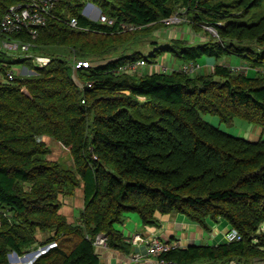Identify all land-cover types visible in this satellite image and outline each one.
<instances>
[{
    "label": "trees",
    "instance_id": "obj_1",
    "mask_svg": "<svg viewBox=\"0 0 264 264\" xmlns=\"http://www.w3.org/2000/svg\"><path fill=\"white\" fill-rule=\"evenodd\" d=\"M17 2L0 0V23ZM87 4L113 24L84 16ZM261 6L262 16L249 23V11ZM180 10L181 27L207 40H158L156 33L171 29L162 21ZM52 16L30 57L0 52V264H10L13 252L22 257L45 246L32 264H101L98 235L108 250L127 255L115 229L127 214L145 226L181 215L204 231L208 221L223 220L241 238L163 256L176 264H264V140L232 136L204 119L227 127L238 119L264 131V0H58ZM9 38L30 42L24 32ZM164 55L183 64L236 56L244 72L219 64L206 75L114 72L135 61L159 67ZM31 56L49 63L40 68ZM73 58L88 68L74 73ZM15 64L33 73L18 76ZM46 137L70 166L47 159ZM77 189L83 205L70 224L61 198Z\"/></svg>",
    "mask_w": 264,
    "mask_h": 264
},
{
    "label": "built area",
    "instance_id": "obj_2",
    "mask_svg": "<svg viewBox=\"0 0 264 264\" xmlns=\"http://www.w3.org/2000/svg\"><path fill=\"white\" fill-rule=\"evenodd\" d=\"M18 2L12 6H10L4 15L3 19L0 23V52L7 53H16L22 55V57H30L27 56L26 53L33 46V42L38 37L39 29L43 28L48 19L53 18L52 13L56 9L58 0H17ZM96 9H91L90 7L86 8L85 15L89 19L96 17L95 21H99L102 24L112 25L113 21L101 15L100 13H96ZM94 12V14H92ZM182 10L171 15L167 19L162 21V24L166 27L178 28L181 27L183 23L186 22L184 17L182 16ZM67 24L69 27L76 29L78 24L75 18H68ZM125 30H132V27H123ZM204 33L208 34L211 37H217L216 31L213 27L204 26L202 27ZM24 32L28 37L30 42H23L21 39H10L9 37L15 33ZM31 58L34 59V62L38 65V67H44L49 63V59L46 57L34 56ZM72 68L74 73L78 69L88 68L89 63L86 61H77L73 58L72 60ZM158 67V66H156ZM200 67L195 63H186L181 65L178 69L179 72L192 76ZM207 68V67H206ZM213 66L210 67V73L213 72ZM146 69V63L144 61H135L131 63H127L119 66L114 72L116 74H124V75H138L143 76L144 70ZM236 71H243L241 68H231ZM159 71L169 72L172 71L169 65H160ZM175 70V69H174ZM7 81L11 82L13 80L12 72L7 73L6 75ZM2 81V78H0ZM80 87H90L91 84L86 83L82 85L79 83ZM133 240L135 242H139L145 246L144 252H133L128 257L129 264H176L174 261L166 260L163 256L171 250L178 249V244L176 242H166L163 243L157 238L144 241L138 236H134ZM241 240L238 233L230 229L224 235L225 243H234L239 242ZM94 245L97 247H105L106 245V236L98 235L95 239Z\"/></svg>",
    "mask_w": 264,
    "mask_h": 264
},
{
    "label": "crops",
    "instance_id": "obj_3",
    "mask_svg": "<svg viewBox=\"0 0 264 264\" xmlns=\"http://www.w3.org/2000/svg\"><path fill=\"white\" fill-rule=\"evenodd\" d=\"M88 5V4H87ZM93 9V7H90ZM97 14V11L96 13ZM183 28V29H182ZM180 29V32L177 33L176 36L171 33L170 38H181V39H191L192 42H196V38H200V40H207L208 37L204 36V34L199 33L198 36H195L194 32H191L190 29L183 25ZM177 28V30H179ZM171 30V29H170ZM176 30V28H175ZM184 30V31H183ZM190 33H187V32ZM191 42V41H190ZM236 57V56H234ZM167 63L169 67L172 69H178L183 63H179L171 59V57L167 56ZM229 61V62H228ZM237 61V64L235 63ZM197 64L200 65L199 72L194 75H206L210 74V71H207L208 66L216 65L212 59L209 58H201L197 61ZM220 65H225L228 67L234 66L241 67L243 65V61L241 58L236 57L234 60L232 57L228 56L221 61ZM155 69L156 66H154ZM159 71V70H158ZM153 72H148L146 69L144 70V75L152 74ZM158 73V72H154ZM252 75L253 77L254 70L251 72L249 70L248 76ZM65 152V151H64ZM68 156V155H67ZM69 157V156H68ZM50 160L49 158H47ZM70 159V158H69ZM50 161H56L51 159ZM71 162V161H70ZM63 165H65L63 163ZM70 164H66V166H70ZM69 198V199H66ZM61 198L62 207L60 209V214H62L68 223L74 224L77 222L76 213L79 216V211L83 205V193L81 189H77L74 192L72 197ZM64 206V207H63ZM65 211V212H64ZM208 225L210 229L208 231H204L201 227L197 224L188 221L185 217L181 215H169L158 217V222L152 226H145L141 223L139 217L135 214H127L125 217L124 222L119 225L115 226L117 231H120L125 238V242L129 245L130 252L127 255H122L116 251L108 250L106 245L105 247H97V251L100 257L101 264H129L128 257L133 252H144L145 246L139 242H135L133 240L134 236L140 237L142 240H151L157 238L163 243L166 242H176L180 249H184L188 246L192 245H221L224 244V235L231 229L229 225L221 220L218 223H212L208 221Z\"/></svg>",
    "mask_w": 264,
    "mask_h": 264
},
{
    "label": "rangeland",
    "instance_id": "obj_4",
    "mask_svg": "<svg viewBox=\"0 0 264 264\" xmlns=\"http://www.w3.org/2000/svg\"><path fill=\"white\" fill-rule=\"evenodd\" d=\"M92 14H94V12H92ZM263 14V7H257L255 9H252L249 11V13L247 14L246 16V20L249 22V23H252V22H255L256 20H258ZM181 28V27H178V29ZM183 29V28H182ZM184 31V30H183ZM180 32V29L176 30L174 28H172L171 30H160L158 33H156V37H158V40L160 41H163L167 38H170V35L171 33H173V36L174 34L176 36H178L177 33ZM192 32V31H191ZM187 33H190L189 31ZM189 41L192 42L191 39H189ZM167 56L168 55H164L162 58H159L157 60V63H159V66L160 64H165L167 63L166 61L168 60L167 59ZM232 57L234 60H236V57L234 56H230ZM169 58V56H168ZM226 58V57H224ZM224 58H221V59H218L216 62V64H219L221 63L222 60H224ZM229 62V61H228ZM237 64V61L235 62ZM198 66L200 67V65L198 64ZM211 66H208L207 67V71H210ZM157 69H155L153 66H147L146 65V71L147 73L148 72H159L158 69L159 67H156ZM231 68H238V67H235L234 66H231ZM12 70L13 72L18 75V76H24L26 74H29L31 75L33 72H30L28 71L27 69H25L21 64H15L12 66ZM251 70V69H250ZM199 72V69L195 72L196 74ZM255 74V72H254ZM252 75L250 74L249 77H251ZM208 123H210L211 125L213 126H216V127H219V129L227 134H230L232 136H235V137H238V138H242V139H245L247 141H250V142H256L258 140H264V131H262V129H260L258 126H255V125H252V124H248L244 121H241V120H234L233 124L229 127L225 126V125H218V121L214 118H211L209 116H206L204 118ZM46 144V146L49 148L50 150V154L47 158H49L50 160L53 159V160H58L60 164L63 165V163L66 165L70 164V159L69 157L67 156L66 152H64V150L61 149V147L59 146L58 143H56L55 141H53L51 138H44L43 140ZM66 199H69V198H66ZM64 207V206H63ZM65 212V211H64ZM76 219L78 221L79 219V216L78 214L76 213ZM264 231V229H263ZM46 235H39V240L40 241H43L45 239ZM50 248V247H49ZM37 257H39L38 255H36L33 259H31L29 262L32 263V261H34ZM18 264H22L21 261L18 260L17 262ZM242 264H260L258 261H248L247 263H242Z\"/></svg>",
    "mask_w": 264,
    "mask_h": 264
},
{
    "label": "water",
    "instance_id": "obj_5",
    "mask_svg": "<svg viewBox=\"0 0 264 264\" xmlns=\"http://www.w3.org/2000/svg\"><path fill=\"white\" fill-rule=\"evenodd\" d=\"M88 7H93V8H95V7H94L93 5H91V4L86 5V6L84 7L83 11H82V14H83V15H85V10H86V8H88ZM95 9L97 10L98 13H100V11H99L97 8H95ZM96 19H97L96 17L93 18V20H96ZM21 93H22L23 95L27 96V97H30L28 91H27L25 88H23V89L21 90ZM49 247H50V246H45V247L39 248V249H37L36 251L30 252V253H28V254L22 256V257H19L15 252H13V253H11V254L8 255V257H7V258H8V262H9L10 264H18V263H17L18 260L21 259V260H22V264H29L28 261H30L31 259H33L36 255H38V256L42 255L43 253H45V252L49 249ZM34 261H35V260H34ZM34 261H32V263H33ZM32 263H30V264H32Z\"/></svg>",
    "mask_w": 264,
    "mask_h": 264
},
{
    "label": "bare ground",
    "instance_id": "obj_6",
    "mask_svg": "<svg viewBox=\"0 0 264 264\" xmlns=\"http://www.w3.org/2000/svg\"><path fill=\"white\" fill-rule=\"evenodd\" d=\"M178 249H180V248H179V246H178ZM19 261H21V262H22V260H21V259H20Z\"/></svg>",
    "mask_w": 264,
    "mask_h": 264
},
{
    "label": "clouds",
    "instance_id": "obj_7",
    "mask_svg": "<svg viewBox=\"0 0 264 264\" xmlns=\"http://www.w3.org/2000/svg\"><path fill=\"white\" fill-rule=\"evenodd\" d=\"M96 8V7H95ZM101 14V13H100Z\"/></svg>",
    "mask_w": 264,
    "mask_h": 264
}]
</instances>
